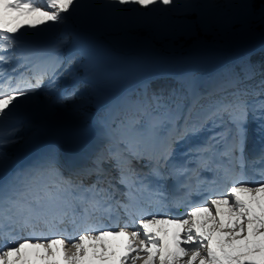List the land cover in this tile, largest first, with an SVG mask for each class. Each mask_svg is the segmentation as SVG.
I'll use <instances>...</instances> for the list:
<instances>
[{
    "label": "snow or ice",
    "instance_id": "snow-or-ice-1",
    "mask_svg": "<svg viewBox=\"0 0 264 264\" xmlns=\"http://www.w3.org/2000/svg\"><path fill=\"white\" fill-rule=\"evenodd\" d=\"M110 3L147 10L171 6L173 0ZM78 6L77 0H0V52H12L29 30L64 23ZM248 7L264 19V0L259 5L253 0ZM13 59L0 55V65ZM62 63L34 65L31 76L21 73L17 78L0 67V120L45 80L54 83ZM251 78L246 72L245 79ZM240 83L234 77L204 92L189 83L167 97L154 95L149 107L154 105L156 115L142 107L140 115L128 121L126 135L94 154L93 167L84 170L96 176L88 187L65 178L54 156L0 185V240L5 242L0 245V264H264V150L251 159L246 154L250 121L259 122L258 130L264 133V80L259 90L238 87ZM165 126L167 134L161 137L158 130ZM202 132L211 134L190 152L216 178H197L195 187L179 184L187 189L184 195H170L167 181L179 182L192 171L171 162L173 145ZM147 141L152 147L145 146ZM133 160L147 161L148 171L136 169ZM213 161L218 162L209 167ZM105 162L116 177L102 167ZM249 166L260 180L247 177ZM45 174L54 177L51 183L33 187ZM112 179L126 190L119 192ZM203 185L210 199L187 205L191 193ZM181 207L187 208L182 218L167 214L169 208ZM122 215L127 217L123 227L112 229L105 223L118 224ZM66 224L71 231L62 227ZM130 226L137 230L129 231ZM23 232L28 238L17 239Z\"/></svg>",
    "mask_w": 264,
    "mask_h": 264
},
{
    "label": "rangeland",
    "instance_id": "rangeland-1",
    "mask_svg": "<svg viewBox=\"0 0 264 264\" xmlns=\"http://www.w3.org/2000/svg\"><path fill=\"white\" fill-rule=\"evenodd\" d=\"M77 3L79 6L64 23L29 30L12 52H0L14 57L11 63L0 65L14 78L21 73L31 76L29 69L34 65L48 68L63 61L54 83L45 80L36 92L20 99L10 116L0 120V180L4 186L17 174L33 170L41 156L56 157L59 169L65 170L61 156L71 147L68 143L77 142L70 138L91 136L97 152L110 141L117 143L128 132L125 118L121 115L116 123L103 125L92 117L104 113L101 108L114 114L118 98L145 83L151 71H165L168 64L189 73L199 66L218 64L228 49L230 54L246 53L264 42V19L258 10L248 7L252 0H173L171 6L147 10L112 6L110 0ZM230 58L233 61L236 56ZM247 70L243 67L241 72ZM234 77L239 75L230 78ZM91 103L100 110L87 115ZM139 103L142 108L147 102ZM258 123L250 121L248 141ZM167 127L159 129L161 137L167 134ZM38 142L51 144L38 152ZM195 142L196 137L177 142L173 155L179 151L191 153ZM150 143L145 146L152 147ZM29 154L30 158L23 161ZM88 165L84 170L93 167L92 161ZM102 167L112 168L108 162ZM44 178L41 176L33 187L45 184ZM52 179L49 177V181ZM87 179L94 180L91 175Z\"/></svg>",
    "mask_w": 264,
    "mask_h": 264
},
{
    "label": "trees",
    "instance_id": "trees-1",
    "mask_svg": "<svg viewBox=\"0 0 264 264\" xmlns=\"http://www.w3.org/2000/svg\"><path fill=\"white\" fill-rule=\"evenodd\" d=\"M255 2L259 5L260 0H255ZM231 50L234 49L232 48ZM231 52L232 51L228 49L225 56L223 55V58H221L218 64L199 66L196 67V70L189 73L177 71V67V70H175L172 65L168 64L165 65L167 68L165 71H151L145 83L136 85V87L125 91V93L118 98L119 103L117 104L114 114H110L107 109L101 108V111L104 113L97 114V116L94 117V121L103 125H106L109 121L116 123L117 118L122 115L126 123H128L131 117L134 118L140 115L138 110H141V104H137V102H147L145 107H148V111L152 115H156L157 111L154 105L149 107L154 95L163 94L167 97L169 92L173 89H182L189 83H194L199 91L204 92L218 86L221 80L239 75L241 83L238 87L255 88L259 90V83L261 80H264V42L246 53L235 51V53L230 54ZM231 56H236V58L232 61L230 58ZM243 67H247V71L252 74L251 79H245V74L241 72ZM207 74L210 75L207 77ZM134 107H136L135 110ZM86 110L88 115L90 112L93 113L94 111L100 110V107H93V103H91ZM109 118L111 120H109ZM144 119L146 121L147 117ZM140 126L144 127V124L142 123ZM109 129L111 128L108 127V130ZM105 139L106 138L102 140Z\"/></svg>",
    "mask_w": 264,
    "mask_h": 264
},
{
    "label": "bare ground",
    "instance_id": "bare-ground-1",
    "mask_svg": "<svg viewBox=\"0 0 264 264\" xmlns=\"http://www.w3.org/2000/svg\"><path fill=\"white\" fill-rule=\"evenodd\" d=\"M160 131L161 130H159L158 133H160ZM97 148H98V146L95 145L94 146V152H93L94 154L97 152V150H96ZM44 150L45 149H42V150H39L38 152H43ZM64 150L66 152L67 149H64ZM262 150H264V143L263 142L260 144V152ZM94 154H93V156H94ZM257 155H259V154H255V153L253 154L252 153V154H249L247 156L249 157V159H251V158H253V157L257 156ZM41 159L42 160H40L38 165L39 164L40 165L43 164V162L47 158L41 156ZM91 160H92V158H91ZM171 162L174 163V164H182V165H184L185 167H187L188 169H190L192 171L187 173L185 176L180 177L179 182H177L176 180H173V179H169V183H166V189H167V191L169 192L170 195H172L173 192L178 193L177 196H183L184 195V193L187 191V189L179 187V184H183L185 182H190L195 187L197 178H199V180H202V181H212L214 178H216V174L213 171H210L208 168L200 167V165L198 164L197 160L194 158L193 154L190 157H188L186 160L182 161V162L180 160H177V159L171 160ZM217 162L218 161L211 162L209 167H212ZM132 163H133V166L136 169H138L139 171H141V172H147L148 171V168L146 166L147 165V161H144L143 163H141L140 161L133 160ZM104 164H106V162ZM91 166H93V165H91ZM255 167L259 168V167H261V165L257 164ZM105 171L109 172L111 177H113V178L116 177V175H117L116 171L113 168H109V169L105 168ZM61 173H62V175L65 178H72L74 180H77V177H76L77 175L75 173H73V172H68L67 173L66 171H61ZM246 173H247V177L249 179L253 180V181L261 179V177L259 175L255 174L252 166L247 167ZM79 175H82V179L79 182L82 183L85 187H88L89 185L94 183L95 180H96L95 174L91 175L94 178V180L93 179H91V180L87 179L88 178V174L86 172L85 173L81 172V173H79ZM44 176H45V178H44L45 179V184L46 183H51L52 180L49 181V177L50 176L47 175V174H45ZM189 177H191L190 181H189ZM112 183L115 186V188L119 190V192H123V191L126 190V189L123 188V186H121L118 183H116L115 179H112ZM153 183H157V182L153 181ZM229 186H231V185H229ZM206 187H207V185H203L201 187L200 191H193L191 193V195L188 197L187 205H200L201 203H203V202L207 201L208 199H210V196H209V198L207 197V195L209 193L206 192V191H203V188H206ZM119 192L117 193V198L118 199L121 198L120 195H119ZM184 213H185V211L183 213L180 211L177 218H182ZM160 214L163 215L164 213H160ZM129 229H130V231H136L137 230L136 226H130ZM16 235L20 239L24 238V237L21 236V234H16ZM50 238H52V237H50ZM141 239H143L142 236H141ZM70 243H71V241H69V244ZM137 264H141V261L138 260Z\"/></svg>",
    "mask_w": 264,
    "mask_h": 264
},
{
    "label": "water",
    "instance_id": "water-1",
    "mask_svg": "<svg viewBox=\"0 0 264 264\" xmlns=\"http://www.w3.org/2000/svg\"><path fill=\"white\" fill-rule=\"evenodd\" d=\"M39 143H42V142H38V143H36V144H39ZM46 143V142H45Z\"/></svg>",
    "mask_w": 264,
    "mask_h": 264
}]
</instances>
